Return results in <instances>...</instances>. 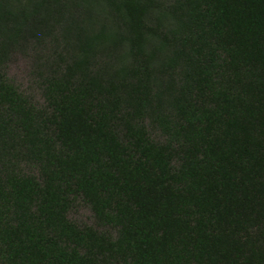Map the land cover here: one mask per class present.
Wrapping results in <instances>:
<instances>
[{"label": "trees", "instance_id": "trees-1", "mask_svg": "<svg viewBox=\"0 0 264 264\" xmlns=\"http://www.w3.org/2000/svg\"><path fill=\"white\" fill-rule=\"evenodd\" d=\"M106 4L0 0V264H264V0Z\"/></svg>", "mask_w": 264, "mask_h": 264}, {"label": "rangeland", "instance_id": "rangeland-1", "mask_svg": "<svg viewBox=\"0 0 264 264\" xmlns=\"http://www.w3.org/2000/svg\"><path fill=\"white\" fill-rule=\"evenodd\" d=\"M14 4L20 2H26L30 0H11ZM83 8L87 10V21H90V33L94 37L102 31L105 32L106 37H109L111 33H114L112 29V13L108 9L106 0H78ZM164 24L171 27L173 23L170 19L164 16ZM31 63L23 56H17L13 59L10 67V76L19 84L24 87L28 86L31 80ZM79 216L86 218L89 216V212L86 209L81 210Z\"/></svg>", "mask_w": 264, "mask_h": 264}]
</instances>
